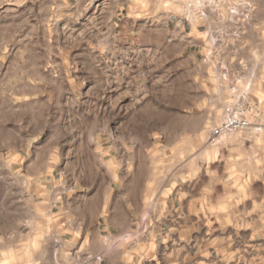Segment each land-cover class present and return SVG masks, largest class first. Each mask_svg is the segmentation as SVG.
I'll return each mask as SVG.
<instances>
[{"label":"rangeland","instance_id":"rangeland-1","mask_svg":"<svg viewBox=\"0 0 264 264\" xmlns=\"http://www.w3.org/2000/svg\"><path fill=\"white\" fill-rule=\"evenodd\" d=\"M198 3L0 0V264H78L55 222L93 197L204 196L228 108L243 104L251 125L214 148L256 138L264 154V0Z\"/></svg>","mask_w":264,"mask_h":264},{"label":"crops","instance_id":"crops-1","mask_svg":"<svg viewBox=\"0 0 264 264\" xmlns=\"http://www.w3.org/2000/svg\"><path fill=\"white\" fill-rule=\"evenodd\" d=\"M225 141L217 149L208 145L204 196L182 189L161 194L155 204L146 201V192L83 201L77 213L67 211L55 222L65 229L58 235L61 255L75 256L78 264H264V154L256 138ZM250 142L252 148L240 147ZM135 220L151 224L146 240H112Z\"/></svg>","mask_w":264,"mask_h":264},{"label":"built area","instance_id":"built-area-1","mask_svg":"<svg viewBox=\"0 0 264 264\" xmlns=\"http://www.w3.org/2000/svg\"><path fill=\"white\" fill-rule=\"evenodd\" d=\"M195 2H202V0H193ZM200 4V3H198ZM196 7V8H195ZM189 8H192L195 16L197 18H200L203 21L207 20V10L200 6H189ZM186 22L191 25V19L186 16L185 17ZM226 75L223 77V79L226 80ZM235 91V89L233 90ZM244 105H239L237 109L234 108H228L227 114L225 116V119L223 123L220 126H217L213 128L210 132L208 143L210 145H217L220 142V139L223 135L229 133V132H238L247 129L251 123L247 120L245 114H244ZM129 234L124 235L120 240L123 241L129 237ZM90 260H94L95 262H102L101 257H95L89 258Z\"/></svg>","mask_w":264,"mask_h":264}]
</instances>
